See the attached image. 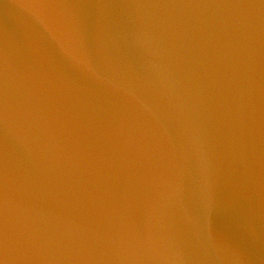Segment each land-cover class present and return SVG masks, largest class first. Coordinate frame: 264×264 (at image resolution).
<instances>
[{
    "label": "water",
    "instance_id": "water-1",
    "mask_svg": "<svg viewBox=\"0 0 264 264\" xmlns=\"http://www.w3.org/2000/svg\"><path fill=\"white\" fill-rule=\"evenodd\" d=\"M0 264H264V0H0Z\"/></svg>",
    "mask_w": 264,
    "mask_h": 264
}]
</instances>
